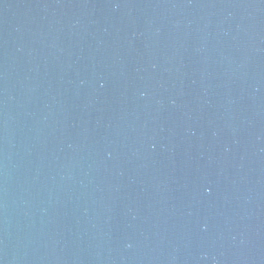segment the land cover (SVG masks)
<instances>
[{"label":"water","instance_id":"1","mask_svg":"<svg viewBox=\"0 0 264 264\" xmlns=\"http://www.w3.org/2000/svg\"><path fill=\"white\" fill-rule=\"evenodd\" d=\"M0 264H264V0H0Z\"/></svg>","mask_w":264,"mask_h":264}]
</instances>
